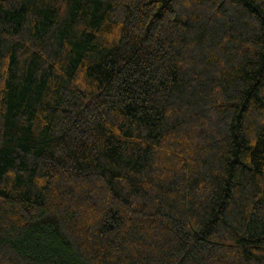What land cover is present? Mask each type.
<instances>
[{"label":"trees","instance_id":"obj_1","mask_svg":"<svg viewBox=\"0 0 264 264\" xmlns=\"http://www.w3.org/2000/svg\"><path fill=\"white\" fill-rule=\"evenodd\" d=\"M0 264H264V0H0Z\"/></svg>","mask_w":264,"mask_h":264}]
</instances>
